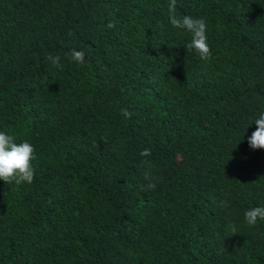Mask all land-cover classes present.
<instances>
[{"label":"trees","instance_id":"16d2710c","mask_svg":"<svg viewBox=\"0 0 264 264\" xmlns=\"http://www.w3.org/2000/svg\"><path fill=\"white\" fill-rule=\"evenodd\" d=\"M169 3L0 0V131L36 157L0 180V264H264V0H177L209 61Z\"/></svg>","mask_w":264,"mask_h":264},{"label":"clouds","instance_id":"9594fccd","mask_svg":"<svg viewBox=\"0 0 264 264\" xmlns=\"http://www.w3.org/2000/svg\"><path fill=\"white\" fill-rule=\"evenodd\" d=\"M177 0H170L168 5V17L170 23L178 29H182L190 34L191 40L185 46L187 50H194L201 60L209 61L212 57V50L208 44L207 30L208 25L203 18H193L185 15L182 18L176 15ZM108 28H114L115 24L109 22ZM85 52L83 50L73 49L71 52L72 61L78 64H84ZM48 59L56 67L60 65L59 56H49ZM122 115L130 118L132 113L127 109L122 110ZM256 130L248 137V143L253 150L264 149V113L259 115L255 121ZM141 156L150 155L149 149L141 151ZM34 145L27 140L16 142L12 135L4 131H0V180H3L8 185L15 182L16 184L28 183L31 184L35 178V168L33 161L35 159ZM149 188H155V184L150 183ZM227 207V201L223 202ZM245 221L248 226H255L258 220H264V207L257 206L245 211ZM226 236H233L239 233L234 224H228L226 227Z\"/></svg>","mask_w":264,"mask_h":264}]
</instances>
